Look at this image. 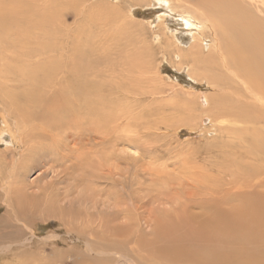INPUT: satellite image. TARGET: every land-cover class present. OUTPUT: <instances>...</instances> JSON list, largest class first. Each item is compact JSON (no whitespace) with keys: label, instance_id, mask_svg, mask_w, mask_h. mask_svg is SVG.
Segmentation results:
<instances>
[{"label":"bare ground","instance_id":"obj_1","mask_svg":"<svg viewBox=\"0 0 264 264\" xmlns=\"http://www.w3.org/2000/svg\"><path fill=\"white\" fill-rule=\"evenodd\" d=\"M63 1L0 0V146H5L0 153V204L5 207L0 260L18 250L16 224L28 223L27 204L41 202L45 217L59 219L87 253L101 258L96 264H264V0H152L147 5L180 12L181 33L190 46L174 58L220 93L204 102L220 137L214 171L204 176L206 185L185 198L166 199L171 209L146 221L148 233L139 226L135 202L117 201L112 214L93 205L101 192L94 182L108 175L101 176L96 163L117 169L118 146L135 143L128 135L121 138L128 130L124 122L134 118L133 112L125 117L121 108L129 102L126 92L103 79L105 48L96 45L92 57L83 24H76L73 34L82 44H74L73 37L64 43L43 36L48 28L53 37L65 32L72 16L74 24L82 0ZM191 18L206 27L194 31ZM29 29L40 30L38 42L28 41ZM203 32L211 43L201 39ZM36 167L45 168L41 177L60 170L39 194L29 193L23 181ZM85 177L88 195L79 210L57 207ZM57 186L63 193H56Z\"/></svg>","mask_w":264,"mask_h":264},{"label":"rangeland","instance_id":"obj_2","mask_svg":"<svg viewBox=\"0 0 264 264\" xmlns=\"http://www.w3.org/2000/svg\"><path fill=\"white\" fill-rule=\"evenodd\" d=\"M55 1L61 3L63 0ZM186 1L193 3L194 0ZM149 2L152 0H82L80 6L75 8L76 14L79 13L74 18L75 25L72 24V16L71 24L67 25L65 32L60 33L58 30V35L53 37L48 28L43 35L48 41L57 40L64 43H67L69 37L70 42L73 37L74 44H82L83 40L73 36L76 24L79 23L83 24L82 28L90 35L89 46L94 50V59L97 56L96 45L104 46L106 62L102 66L103 79L106 77L110 83L126 92L124 93L129 102L121 103L125 117H131L133 112L134 119H129L127 125L123 120V130H128L122 132L121 138L126 139L128 135V140L135 143L118 146L120 167L118 165L117 169L110 166L101 168L96 163L97 169L100 168V175L107 173L109 176L105 174V177L94 182V188L97 187V192H101L95 197L93 205L99 211L104 210L112 214L117 201L126 205H129V201L135 202L139 209V226L144 233L149 232V224L146 221H149L154 213L171 209V203L165 201L166 199H176L175 194H181L182 198H185L189 192L192 193L201 185H206L204 176L210 175L209 171H214L211 165L216 161V148L219 149L215 142L219 143L220 139L216 132L217 124L209 117L208 108L205 109L204 104L220 93L210 89L202 78L194 75L196 71L179 66L178 59L174 58L180 50L182 53L187 52L190 46L189 43L185 45L186 37L181 33L178 18L180 12L175 14L158 6H147ZM112 18H115V21H111ZM84 22L89 24L84 25ZM189 24L194 31L199 32L207 25L195 18H191ZM200 34L201 39L211 43V37L202 36L205 32ZM27 37L29 42L35 43L40 40L42 34L39 29H29ZM187 66L190 67L191 63L188 62ZM71 142L67 143L73 146ZM75 144L83 145L80 141ZM4 147L0 146V153L5 150ZM59 171L55 169L47 176L41 177L45 168L36 167L26 174L23 181L30 187L29 193L39 194V187L42 189L46 184L56 181L55 177ZM88 179L85 177L79 189L74 190L70 196H61L56 206L76 213L80 208L79 201L88 195ZM105 179L108 180L107 183ZM59 187H56V193L61 194L63 191L62 188L59 190ZM40 203L34 206L27 204L28 223L16 224L21 233L20 238L15 239L14 246H18L15 257L10 255L8 260L0 261H6L7 264H19L20 261H23L20 264L101 262V258H97L99 256H92L85 251L77 236L69 231L68 233L59 219L45 217ZM178 205L173 204L172 207L176 208ZM33 209L37 214H34ZM4 212L5 207L0 204V217ZM74 215L73 217H76ZM81 258L85 261H81Z\"/></svg>","mask_w":264,"mask_h":264}]
</instances>
